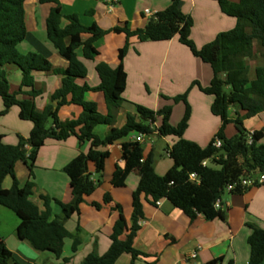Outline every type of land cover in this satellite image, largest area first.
I'll use <instances>...</instances> for the list:
<instances>
[{"label": "trees", "instance_id": "obj_1", "mask_svg": "<svg viewBox=\"0 0 264 264\" xmlns=\"http://www.w3.org/2000/svg\"><path fill=\"white\" fill-rule=\"evenodd\" d=\"M221 10L236 18L233 28L219 32L215 38L201 47H197L191 38L193 20L179 8L180 0H170L163 10L150 16L144 27L131 29L128 26H114L103 29L96 23L83 25L78 15H63L59 0H38L40 4H51L46 19L45 35L58 53L67 61L65 68L53 71L61 75L60 86L51 94V103L38 110L31 99L20 100L17 94L24 86H33L35 71L52 70L51 62L37 51L21 53L17 45L25 39V0H0V98L3 108L0 115L6 114L12 106L19 108L18 117L32 122L33 126L27 138L18 136L17 144H7L0 135V204L12 210L19 218L16 233L20 239L30 242L38 251L49 252L60 258L66 238L73 237L65 227V221L73 214L79 213L80 204L85 196L93 193L100 180L91 178L89 165L93 164L98 174L104 169L109 156L107 145L112 144L130 132L152 134L153 124L160 120L157 134L173 136L175 139L167 149L172 159V166L162 175L156 173L153 166V154H143L140 142L126 141L121 143L124 167L116 165L111 183L115 187H123L131 172L139 176L138 184L132 192V214L130 231L125 238V218L122 208L116 207L118 217L113 224L110 235L111 243L102 255L90 252L80 264H114L122 253H130L132 259L142 255L133 246V239L138 231L139 220L143 217L142 196L150 204L159 199L168 200L174 207L182 210L191 220L198 214L206 219L224 218L222 207L215 208L214 202L221 197L229 184H235L232 194L243 193L251 186L259 185L257 173L264 175V144L260 143L264 129L247 132L242 127L232 137H227L225 127L229 123L241 126L244 119L264 111V0H216ZM67 24L62 25V19ZM109 32L124 33L125 45L118 51L119 62L111 65L98 62L95 71L99 82L95 86L87 83L79 85L76 79L85 78L87 67L77 54L81 48L85 60H93L97 53L93 43ZM83 34H88L82 39ZM136 36L140 41L169 40L178 36L179 41L189 48L191 53L209 64L213 75L209 84L201 86L193 81L191 86L213 97L211 112L220 119V126L206 146L183 137L188 127L191 108L187 101L189 89L173 97L175 102H183L184 113L176 125L170 123L171 106H164L154 111L143 105H136L138 121L128 114L122 127H115L116 114L124 101L122 93L126 86V72L123 60L128 52L129 38ZM68 39V41H67ZM255 41L258 48H255ZM260 57L263 64L255 67V77L243 76L247 59ZM16 65L22 72L20 89L10 92L6 66ZM86 91H102L107 105V113L97 110L96 103L84 99ZM39 90L32 89L30 95H39ZM69 96H71L69 98ZM75 103L82 107L76 118L62 120L58 116L61 106ZM234 107V115L230 117L229 109ZM98 124H107L109 129L100 138L94 133ZM76 136L80 142H88L90 148L80 152L71 159L63 171L69 178L72 194L71 201L63 203L49 195H40L44 209L32 200L34 183V167L39 148L48 138L66 140ZM251 135L252 142L248 143ZM215 138L221 140V147L216 148ZM26 145L30 146L29 151ZM208 159L209 164L202 162ZM17 161H23L29 171V179L20 187L14 175ZM211 163L218 165L212 167ZM196 173L198 182L189 178ZM7 176L13 178L10 188L2 183ZM242 179H253L249 186H240ZM264 184V180L261 182ZM103 202H111L109 193L103 196ZM52 203L60 206V213L52 217ZM96 207L100 205L94 203ZM251 232L247 238L249 259L247 264H260L264 261V227L248 224ZM80 241L73 238L71 252H76ZM63 260H68L63 258ZM214 259L208 264H216ZM0 264H17L12 253L6 248L0 237ZM227 264H233L230 259Z\"/></svg>", "mask_w": 264, "mask_h": 264}, {"label": "crops", "instance_id": "obj_2", "mask_svg": "<svg viewBox=\"0 0 264 264\" xmlns=\"http://www.w3.org/2000/svg\"><path fill=\"white\" fill-rule=\"evenodd\" d=\"M59 1L63 15L76 14L83 25L90 26L96 23L103 29L124 25L131 29L142 28L149 18L145 15L144 9H150L156 13L170 4V0ZM178 6L193 20L191 38L197 47L213 40L219 32L231 29L236 24V18L225 14L216 0H180ZM50 7L51 4H40L38 0H25L26 36L17 45L21 53L37 51L52 64L50 71H35L33 86H24L17 94L20 100H33L38 110L51 103V94L60 86L61 75L53 70L67 66V61L45 35ZM65 24L67 20L63 18L62 25ZM88 36L83 34L82 39ZM129 42L130 46L123 60L126 72V86L122 93L124 101L117 111L114 126L122 127L128 114L138 121L136 105H143L154 111L164 106H171L170 123L176 125L184 113V104L183 108L178 109V116L173 120L174 108L170 103L174 101V96L189 89L187 101L191 114L183 137L206 146L207 143L204 142L206 133L215 134L220 126V119L211 112L213 97L203 93L197 85L191 86V84L193 81H198L203 87L209 84L213 75L209 64L194 56L189 48L179 41L178 36L160 41H140L136 36H132ZM125 43L124 33L105 34L93 43L97 51L93 60H85L82 49L78 48L76 51L87 67V75L85 78L76 79V83L97 85L99 79L95 65L98 62L117 65L118 51ZM246 63L243 76L253 79L255 67L263 62L255 58L247 59ZM6 69L10 92H17L21 86L22 72L14 64H9ZM32 89L39 90L41 93L33 97L29 94ZM84 99L95 102L100 113H107L102 91H86ZM2 108L3 103L0 98V111ZM18 111L17 106H12L3 115V121H0V135L7 144H17L18 136L27 138L32 129V122L21 120L18 117ZM234 111V107L229 109L230 117H233ZM81 112L80 105L69 103L60 107L58 116L66 120L78 117ZM159 122L160 120H157L154 127L158 126ZM228 126L225 127L227 137L235 135L238 127H242L249 133L262 130L264 129V111L244 119L241 126H236L234 123H229ZM108 129L109 125L98 124L94 127V133L104 138ZM187 132L190 136L186 135ZM154 134L159 136L168 148L175 139L173 136ZM136 135L137 132H130L126 137L106 146L109 156L105 160L101 174L95 171L93 164L89 165L91 178L94 181L99 179L100 184L93 193L85 196L80 204L79 213L73 214L65 221L64 225L73 237L65 239L60 258H55L49 252L38 251L29 241L20 239L16 233V227L20 221L18 216L0 204V237L17 264H80L90 252L102 255L111 243L110 235L118 217L116 209L118 206L122 208L125 218V232L122 235V238H125L130 231L133 210L132 192L138 184L139 176L131 172L123 187L113 186L111 178L116 165L122 168L125 164L122 159L121 143L134 141ZM167 137H172V141ZM143 142L144 140L140 143ZM260 143L264 144V135ZM89 148L88 142H80L73 135L66 140L51 138L45 140L38 150L33 170L35 186L32 200L40 209H44L40 195H49L63 203L71 201L69 178L64 173L63 167L80 152H86ZM26 149L29 151L30 146L26 145ZM154 151L153 145L143 147L144 156L149 153L154 155ZM168 158L161 162L153 159L156 173L162 175L172 166V159L169 156ZM14 175L20 187L28 181L29 171L23 161L15 163ZM12 182L13 178L7 176L2 186L10 188ZM105 193H109L111 202H103ZM222 200L223 219L208 220L202 214H198L191 220L166 199H159V203L155 202L153 205L142 196L143 217L134 236L133 246L143 254L132 259L130 253H122L114 264H208L214 259H219L216 264H227L230 259L233 260V264H247L250 251L247 238L251 232L248 224L264 227V184L251 186L243 193H224ZM94 203L100 206L96 207ZM51 207V218H53L60 213V206L52 203ZM73 238H78L80 241L76 252H71ZM193 253L196 254L195 257H192ZM63 258L68 260L65 261ZM260 264H264V261Z\"/></svg>", "mask_w": 264, "mask_h": 264}, {"label": "rangeland", "instance_id": "obj_3", "mask_svg": "<svg viewBox=\"0 0 264 264\" xmlns=\"http://www.w3.org/2000/svg\"><path fill=\"white\" fill-rule=\"evenodd\" d=\"M255 48L257 49L258 48V44H257V42L255 41ZM257 58H259V60H260V62H263V60L260 58V57H257ZM170 63V62H169ZM254 65V64H253ZM166 67H167V65H166ZM172 106H173V120H174V118L176 117V116H178V113H179V110L181 109V108H183V102H175V101H171V103H170ZM179 105V106H178ZM181 107V108H180ZM179 109V110H178ZM0 121H3V115H0ZM7 124H9V123H7ZM228 126V125H227ZM228 127H230V126H228ZM188 134H186L187 136H190L189 135V132H187ZM14 136V135H13ZM206 137H205V141L204 142H206L207 144H208V142L211 140V138L214 136V134H211V133H206V135H205ZM11 137H12V135H11ZM169 140H171L172 141V137H167ZM189 140H191V139H189ZM154 146V148H155V151H154V155H153V159L154 160H157V161H164V160H167V159H169L168 158V155H167V153H166V150L168 149V147H166V145H165V143L163 142V141H161L160 140V138H159V136H157V135H155L154 133L153 134H149V135H144V142L142 143V146L144 147V148H146V147H150V146ZM211 166L212 167H218V165H216V164H213V163H211ZM256 177L257 178H259L260 177V173H257V175H256Z\"/></svg>", "mask_w": 264, "mask_h": 264}, {"label": "built area", "instance_id": "obj_4", "mask_svg": "<svg viewBox=\"0 0 264 264\" xmlns=\"http://www.w3.org/2000/svg\"><path fill=\"white\" fill-rule=\"evenodd\" d=\"M114 1H116V0H111V2H114ZM111 2H110V3H111ZM144 13H145V15H147V16H149V17H150V16H153V15L155 14V12H153V11L150 10V9H144ZM154 124H155V123H154ZM154 124H153V127H154ZM155 125H156V124H155ZM156 128H157V126L154 127V132H153V133H157V131L155 130ZM153 133H152V134H153ZM143 140H144V134L137 133V135H136L135 138H134V141L142 142ZM251 142H252V138H251V135H250V136L248 137V143H251ZM213 145H214L216 148L221 147V140H220L219 138H215ZM166 153H167V150H166ZM202 164H203L204 166L208 165V164H209V160H208V159H205V160L202 162ZM189 178H190L191 180H194V181H197V182H198V176H197V174L194 173V172L190 173ZM263 180H264V175H260V177L258 178L259 183H261ZM253 183H254V180H253V179H242V180L239 182L240 186H242V187L252 185ZM234 186H235V184H229V185H227V187H226L225 190H224V193H230V191L234 188ZM224 193H223V195H224ZM223 195H222L221 197H218V198L215 200V202H214V206H215V208L218 209V208L222 207V204H223L222 197H223ZM156 203L158 204L159 201L157 200ZM138 223L140 224V220H139ZM195 256H196V254L193 253V254H192V257H195Z\"/></svg>", "mask_w": 264, "mask_h": 264}]
</instances>
